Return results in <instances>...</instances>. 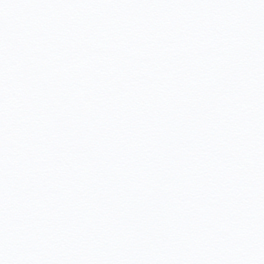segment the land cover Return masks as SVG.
<instances>
[{
	"label": "snow or ice",
	"instance_id": "obj_1",
	"mask_svg": "<svg viewBox=\"0 0 264 264\" xmlns=\"http://www.w3.org/2000/svg\"><path fill=\"white\" fill-rule=\"evenodd\" d=\"M0 264H264V0H0Z\"/></svg>",
	"mask_w": 264,
	"mask_h": 264
}]
</instances>
